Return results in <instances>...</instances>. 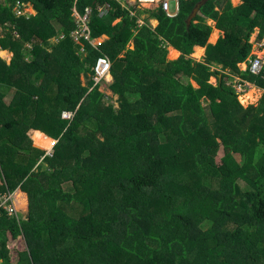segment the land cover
Masks as SVG:
<instances>
[{
    "label": "trees",
    "instance_id": "16d2710c",
    "mask_svg": "<svg viewBox=\"0 0 264 264\" xmlns=\"http://www.w3.org/2000/svg\"><path fill=\"white\" fill-rule=\"evenodd\" d=\"M15 1L0 0V48L13 52L0 87L14 90L0 93V199L15 192L28 216L3 211L2 264H264V93L244 106L235 82L264 90V64L239 67L264 38V0H206L189 26L203 0H181L174 18L78 0L99 45L71 38L73 0H20L35 10L21 16ZM101 56L115 104L93 80Z\"/></svg>",
    "mask_w": 264,
    "mask_h": 264
},
{
    "label": "built area",
    "instance_id": "2783aa9c",
    "mask_svg": "<svg viewBox=\"0 0 264 264\" xmlns=\"http://www.w3.org/2000/svg\"><path fill=\"white\" fill-rule=\"evenodd\" d=\"M119 2L121 5H125L126 0H115ZM180 1L181 0H131L130 2L135 3L138 8L141 9H155V8H161L168 17L174 18L178 15L180 11ZM74 5L72 8V15L75 19V25L76 28L71 32L70 36L71 38L78 44L83 43V41H89L93 43V40H91V30H90V17L92 13L91 7H86L84 14H81L78 11L77 8V2L78 0H73ZM172 3L174 6V10L172 9ZM33 10V15L35 14V10L33 8V5L29 3L22 2L20 0L15 1V5L13 7L14 12L17 16L26 15L29 14V10ZM98 10L100 11V16H103L106 14L107 9L105 7H98ZM134 16V13H132ZM144 22L140 19L139 24L142 25ZM257 34L253 36V43L255 48L262 49L264 48V38L262 41L256 40ZM59 38L63 39V35H61ZM94 44V43H93ZM254 54V53H253ZM255 56L252 58H248L244 63V71H249L253 75H259L262 71L263 64H264V57L254 54ZM242 64V63H241ZM239 64V67L240 65ZM111 68H112V62L110 59L106 56H101L97 59V62L93 68L94 70V76L93 80L95 82V85L101 84L103 82H110L111 81ZM242 70V71H243ZM237 91L240 92L243 91V85L237 84L236 85ZM62 118L66 120H72L74 117L73 112L64 111L62 113ZM50 149L46 150L41 160L44 158V156H50ZM14 199V193H6L1 196L0 199V217L3 213V211H6L9 216H18V211L15 208V204L13 202ZM0 264L1 261H0Z\"/></svg>",
    "mask_w": 264,
    "mask_h": 264
},
{
    "label": "rangeland",
    "instance_id": "374dc122",
    "mask_svg": "<svg viewBox=\"0 0 264 264\" xmlns=\"http://www.w3.org/2000/svg\"><path fill=\"white\" fill-rule=\"evenodd\" d=\"M234 1V3H236V1L237 0H233ZM172 9L174 10V6H173V3H172ZM33 10L32 9H30L29 10V15H33ZM152 25L154 26V27H156L158 24L156 23V20L155 21H153L152 20ZM211 25V24H210ZM213 25V24H212ZM107 37L106 36H103V37H101V38H98V39H96V40H94L93 41V43L95 44V45H99V44H101L105 39H106ZM210 41V40H209ZM218 41V40H217ZM252 41H253V39H252ZM209 43H211V41L209 42ZM171 47L168 49V60H170V61H173V60H177L178 58H179V56H177V57H175L174 55H170L171 54ZM253 53L254 54H257V55H260V56H263L264 55V48H262V49H257V48H255V46H254V51H253ZM205 54V53H204ZM193 57L195 58V59H197V60H200L201 59V57H196L195 55H193ZM203 57V56H202ZM82 80H83V82H85L86 80L84 79V77H82ZM211 82L212 83H216V79L215 78H212L211 79ZM244 89V88H243ZM100 90L102 91V92H105L108 96H109V101L110 102H112V103H116V99H117V97L116 96H113V94H112V92L109 90V88H108V82H103V83H101L100 84ZM257 93V94H256ZM250 94V95H249ZM260 96H261V92H257L255 89H250V91H249V88H248V90H246V91H241L240 92V95L238 96V98H239V100H240V102L244 105V106H246L248 103H250L249 105H251V104H256V102H257V100L260 98ZM248 106V105H247ZM34 143V142H33ZM36 146H38V147H40L39 146V144L37 145V144H35ZM52 145V144H51ZM49 147V146H48ZM42 149H47V147H42ZM223 156V149L221 148L220 149V151L218 152V154H217V162L219 163L220 161H221V157ZM239 184H240V186L243 188L244 187V183H242V182H239ZM24 212H26L27 213V211H24ZM25 213V214H26ZM20 214H22L21 212H20ZM15 246V247H14ZM13 247V254H11V257L13 258V260H16L17 259V257L19 258V256L17 255V251H19L20 250V248L22 247V248H24V243L20 240V238H18V239H16V243H15V245H14Z\"/></svg>",
    "mask_w": 264,
    "mask_h": 264
},
{
    "label": "crops",
    "instance_id": "0c3cea01",
    "mask_svg": "<svg viewBox=\"0 0 264 264\" xmlns=\"http://www.w3.org/2000/svg\"><path fill=\"white\" fill-rule=\"evenodd\" d=\"M131 0H129V3H132V2H130ZM231 3H232V5L233 6H238V5H240L241 4V0H237L236 1V3H234V1L233 0H231ZM125 5H126V7L128 8V9H130V6H129V4H127V2L125 1ZM137 6V5H136ZM73 8V7H72ZM132 13H134V16H135V14H136V11L135 10H132L131 11V16H133L132 15ZM198 15V14H197ZM139 22V21H138ZM208 24L210 25L211 24V26L213 27V32H212V34L211 35H213L215 32H217L218 33V35L216 36V38H215V40L214 41H211V43L212 44H216L217 43V40L223 35V32L222 31H220V30H218L216 27H215V22L214 21H211V20H209L208 21ZM213 24V25H212ZM256 34H258V31L256 32ZM210 40V39H209ZM210 42V41H209ZM171 49L174 51L171 55H174L175 57H177V56H179L180 55V52H178L177 50H175L174 48H172L171 47ZM198 49H201V50H203V52H202V56L204 57V53H205V48H202V47H196L195 48V53H196V51L198 50ZM194 53V54H195ZM201 56V59L203 58ZM263 57H264V55H263ZM12 58H13V52H11L10 50H8V49H2V48H0V59H2L3 61H5L7 64H10L11 63V61H12ZM200 59V60H201ZM240 68H241V70H243V68H244V63H242L241 65H240ZM244 71V70H243ZM239 78L238 77H236V79H235V82H237L238 84H241V85H243V87L244 86H246L247 88L246 89H244V91H246V90H248V88H249V91H250V89H255L257 92L259 91V92H261V96H260V98L262 97V95H263V93H264V90H261V89H259V88H257V87H255L254 85H252V84H250V83H248V82H243L242 80H238ZM6 89V90H5ZM0 93H3L4 95H5V102L6 103H8V102H10L11 101V99H12V97H13V95H14V90L13 89H8V88H5V87H0ZM257 94V93H256ZM250 95V94H249ZM260 98L257 100V102H256V104L258 103V101L260 100ZM250 103H248L247 105H249ZM246 105V106H247ZM40 133H42V132H40ZM43 135H45L44 133H42ZM45 136H47V135H45ZM48 137V136H47ZM50 138V137H49ZM35 144V143H34ZM0 183H1V181H0ZM15 193V192H14ZM20 212L22 213V214H20ZM26 212H24V211H19V218L21 219V220H23V221H25L26 219H27V216H28V213H26ZM15 243H16V240H15ZM15 243L11 246V248H13V246L15 245ZM11 250L12 249H10V252H11ZM23 250V248L21 247L20 248V252ZM17 253V252H16ZM1 261V260H0ZM2 263V262H1Z\"/></svg>",
    "mask_w": 264,
    "mask_h": 264
},
{
    "label": "water",
    "instance_id": "95a60500",
    "mask_svg": "<svg viewBox=\"0 0 264 264\" xmlns=\"http://www.w3.org/2000/svg\"><path fill=\"white\" fill-rule=\"evenodd\" d=\"M205 2H206V0L201 1V2L198 3V4L196 5V7L193 9L191 15H190L189 18L187 19V25H188V26L192 23L193 19L197 16V14L199 13L201 7L205 4ZM33 146H34L35 148L39 149V150H43L41 147H38V146H36L35 144H33Z\"/></svg>",
    "mask_w": 264,
    "mask_h": 264
},
{
    "label": "clouds",
    "instance_id": "9594fccd",
    "mask_svg": "<svg viewBox=\"0 0 264 264\" xmlns=\"http://www.w3.org/2000/svg\"><path fill=\"white\" fill-rule=\"evenodd\" d=\"M176 17V16H175ZM153 21H155V20H153ZM151 23H152V20H151ZM156 23L158 24V22L156 21ZM212 44V43H211ZM254 51V50H253ZM255 56V55H254ZM245 62V61H244ZM112 82V75H111V81L108 83V85L110 84ZM54 142H56V141H54ZM18 216H19V212H18ZM20 217V216H19ZM19 217H17V220H19V221H21V219L19 218Z\"/></svg>",
    "mask_w": 264,
    "mask_h": 264
}]
</instances>
